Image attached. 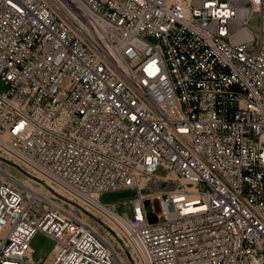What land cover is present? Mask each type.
Masks as SVG:
<instances>
[{
  "label": "built area",
  "instance_id": "2783aa9c",
  "mask_svg": "<svg viewBox=\"0 0 264 264\" xmlns=\"http://www.w3.org/2000/svg\"><path fill=\"white\" fill-rule=\"evenodd\" d=\"M0 81L6 161L108 214L141 264H264V0H0ZM162 167L190 188L145 193ZM19 182L0 167V264H119ZM119 190L130 215L99 200Z\"/></svg>",
  "mask_w": 264,
  "mask_h": 264
},
{
  "label": "rangeland",
  "instance_id": "374dc122",
  "mask_svg": "<svg viewBox=\"0 0 264 264\" xmlns=\"http://www.w3.org/2000/svg\"><path fill=\"white\" fill-rule=\"evenodd\" d=\"M5 90H6V86L3 84L2 81H0V92H4ZM1 151L2 150H0V152ZM2 161L4 163L0 162V164L4 165L5 167H8L11 170V172L13 171L12 173L17 175L22 181L25 180L31 185L38 187L42 191V195L37 193L38 195L44 196L45 198L49 200L56 201L58 202V204H62L65 207L71 209L76 216L86 221L91 226L99 223L101 225L100 230H101L102 235L109 241V243L113 246V248L117 249V251L119 252V254L115 252L116 258L119 264H122L120 260H122L125 264H140L138 256L135 254V252L130 246L126 245L123 237L121 236L122 234L119 232H116L113 229L112 230L108 229V227L105 226L106 225L105 222H103L100 218L90 213L86 209L85 204H80L79 200H76L75 198L70 201V199H68L69 198L68 196L58 194L55 191L52 184H50L47 180H44L43 177L33 172L32 170H28L29 168L25 167L24 165H22L23 166L22 167L15 163H10L4 159ZM26 170L29 172L26 173ZM165 171L169 172V176L174 174V172H172L170 169L166 167H162L157 172V175L165 174ZM155 176H152V177L155 178ZM174 176H175L176 182L161 183L159 181L157 182L154 181V183L152 182L150 186L148 185L149 182L145 183L144 189L146 190H144V192L149 193V192H153L156 190H167V189H174V188L176 189V185L180 182V179L176 177L175 174ZM169 180H172V179L169 177ZM133 197H134V194L132 193L131 190H119V191H114V192L103 193L100 196L99 200L103 203H117L118 207L116 208V210L119 213L127 211V213L130 215L131 208L130 207L124 208V206L122 205V201L133 198ZM76 201H78L79 203ZM43 205H45L44 202L39 203L37 204V208H43ZM155 209H156V204H155ZM148 210H150V207H148ZM32 246L35 250V252L33 253V257L35 259L49 258L50 254L48 255V253L50 252L53 246V241L50 240L48 237H44V235H42L41 233H38L36 234V236L34 237L32 241ZM46 260L47 259H44L45 262Z\"/></svg>",
  "mask_w": 264,
  "mask_h": 264
},
{
  "label": "bare ground",
  "instance_id": "6f19581e",
  "mask_svg": "<svg viewBox=\"0 0 264 264\" xmlns=\"http://www.w3.org/2000/svg\"><path fill=\"white\" fill-rule=\"evenodd\" d=\"M0 150H2V149H0ZM3 159H5V160H15L14 158H12V156L11 155H9L8 153H6L4 150H2L1 152H0V162H2V163H4L2 160ZM18 165V164H17ZM0 167L3 169V170H5L6 172H8V173H11L13 176H15L20 182H19V184H24L25 186H28L29 188H31L34 192H35V194H41L42 195V191L38 188V187H35V186H33V185H31L30 183H28L27 181H22L17 175H15L14 173H12L11 172V170L8 168V167H5L4 165H1L0 164ZM12 167V166H11ZM27 168H29V167H27ZM28 170H32L31 168H29ZM33 171V170H32ZM27 172H29V171H27L26 170V173ZM33 172H35V171H33ZM36 173V172H35ZM38 175H40V174H38ZM156 175V176H155ZM41 176V175H40ZM152 176H155V178H153ZM41 177H43V176H41ZM169 177L172 179V180H169ZM177 177V176H176ZM44 178V180H47L50 184H52L53 185V187H54V189H55V191L58 193V194H62V195H64V196H68L69 198L68 199H70V201L71 200H73L74 199V196H72V194H70L69 192H67L65 189H63L62 187H60L59 185H57V184H55V183H53V182H51L49 179H47V178H45V177H43ZM161 180H164V182H176L175 181V176H174V174L173 175H171V176H169V172L168 171H165V174H158L157 175V172L154 174V175H150V176H143V175H141V177L139 178V183H140V185L142 186V188L144 189V185H145V183H148L149 182V186L151 185V183L153 182L154 183V181H161ZM181 184H184V182H181V183H178L177 185H176V190H179V189H189L190 188V186H188V185H185V186H181ZM41 185V184H40ZM46 195V194H45ZM41 198V197H40ZM41 201L42 202H46V201H43V199L41 198ZM78 202V201H77ZM80 202V201H79ZM78 202V203H79ZM80 204H85V207H86V209L90 212V213H92V214H94L95 216H97L98 218H100L103 222H105L106 223V226H108V227H110L111 229H113V230H115L116 232H119V233H121V231L115 226V224H114V222H113V220L111 219V217L108 215V214H104V213H102V212H99V211H97V210H95L93 207H91L89 204H87V203H85V202H80ZM83 206V205H82ZM84 207V206H83ZM156 208H157V206H156ZM85 209V208H84ZM153 209L155 210V204L153 205ZM108 224V225H107ZM93 228L94 229H96L98 232H101V230H100V228H101V225L98 223V224H95V225H93ZM102 234V233H101ZM122 234V233H121ZM36 236V235H35ZM122 237H123V239H124V241H125V243H126V245H128V246H130L129 245V243H128V241L125 239V237L123 236V235H121ZM111 239V238H110ZM115 249V248H114ZM115 252L117 253V254H119V252L117 251V249H115ZM50 254V252L48 253V255ZM117 256H119V255H117ZM119 258V257H118ZM47 261V260H46ZM121 262H122V264H125L122 260H120ZM41 262H44L45 263V261H44V259H42L41 260ZM139 263L141 264V262H140V260H139Z\"/></svg>",
  "mask_w": 264,
  "mask_h": 264
}]
</instances>
